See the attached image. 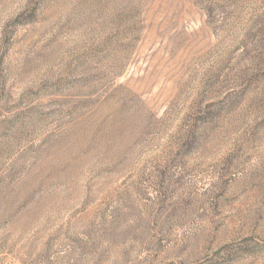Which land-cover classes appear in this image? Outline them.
I'll return each instance as SVG.
<instances>
[{
    "label": "rangeland",
    "instance_id": "1",
    "mask_svg": "<svg viewBox=\"0 0 264 264\" xmlns=\"http://www.w3.org/2000/svg\"><path fill=\"white\" fill-rule=\"evenodd\" d=\"M0 264H264V0H0Z\"/></svg>",
    "mask_w": 264,
    "mask_h": 264
}]
</instances>
